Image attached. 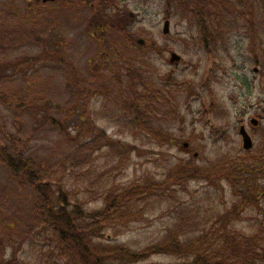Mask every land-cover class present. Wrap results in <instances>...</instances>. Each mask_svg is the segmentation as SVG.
<instances>
[{
    "label": "rangeland",
    "instance_id": "rangeland-1",
    "mask_svg": "<svg viewBox=\"0 0 264 264\" xmlns=\"http://www.w3.org/2000/svg\"><path fill=\"white\" fill-rule=\"evenodd\" d=\"M67 1L73 6L64 7ZM81 1L109 3L95 7L105 8L109 20L117 19L128 29L127 35H115L112 40L118 48L117 61L133 60L139 64L135 70L124 64H114L110 69L106 66L107 57L102 59L99 50L108 47L88 36L87 21L92 11L80 6L86 5ZM167 11L164 0H59L46 4L42 0H0V137L39 162L53 165L70 155L78 159L82 154L88 156L98 142L88 138L84 141L87 146L77 154L62 132L48 124V116L68 118L64 127L69 126V130L91 125L103 130L117 142L113 156L99 146L91 160L86 159L82 173L75 178L68 175L70 186L85 189L84 199L91 210L102 207L97 192L108 185H128L149 178L160 181L180 160H191L201 167L226 166L237 160L247 163L263 154L262 17L258 13L254 17L253 36L247 32L249 20L243 21L239 30L236 26L232 32L223 28L218 49L208 52L193 40L183 11L179 10L176 18H167ZM166 21H170L168 35L164 34ZM172 53L181 61L171 63ZM113 69L118 74L114 75ZM164 86L170 88L167 96ZM83 88L89 89L82 92ZM132 88L142 93L143 98L138 95L140 114L130 99ZM79 98L81 112L70 114L68 109ZM79 113L84 116L77 117ZM251 118L258 119L260 125L250 133L254 149L245 156L240 126ZM119 157L125 159L121 164ZM249 176L253 178L247 189L261 190L264 171ZM187 190L172 186L159 191L147 204L151 210L147 219L131 224L120 234L116 233L119 230H107L109 242L142 250L158 243L168 228L183 227L197 233L217 211L231 208L236 200L224 182L191 181ZM184 195L186 211L177 206ZM33 207L32 191L18 188L0 164V264L14 254L25 264H61L46 236L35 228ZM259 211L244 213L238 228L257 229L263 221ZM176 259L156 255L140 264H175Z\"/></svg>",
    "mask_w": 264,
    "mask_h": 264
},
{
    "label": "trees",
    "instance_id": "trees-1",
    "mask_svg": "<svg viewBox=\"0 0 264 264\" xmlns=\"http://www.w3.org/2000/svg\"><path fill=\"white\" fill-rule=\"evenodd\" d=\"M80 3L89 4L86 1ZM65 4L64 7L73 6L70 1ZM164 5L168 10L167 18H174L179 10L183 11L194 33L193 40L196 39L198 47L208 52L218 49V44L223 39V28L232 32L236 30L234 28L236 26L239 30L241 24L245 23L243 21L249 20L250 25H247L248 22L245 25L249 28L247 32L253 36L252 34L255 33L253 20L256 14L258 13L264 20V0H164ZM80 6L92 11L87 21L88 36L97 40L98 45L106 44L108 47V50H99L102 59L107 57L106 66L110 69V66L114 64L117 66L124 64L129 68L132 67L129 70H135L137 65L139 66L137 62L132 60L127 63L125 58L117 61L118 58L115 55L118 48L112 38L115 35H127L126 26L117 19L111 21L110 17L107 18L104 15L105 8L98 9L95 5ZM228 20L232 22L228 23ZM101 40L105 42L102 43ZM113 74H118V70L116 72L113 69ZM112 77L116 80L113 75ZM210 79L211 77L204 80V84H207ZM172 81L170 80V83ZM173 83V85H179L177 81ZM173 85L170 87L173 88ZM163 88H166L163 89V94L167 96L170 88L167 86ZM87 89L89 88H83L81 91L87 92ZM131 93L130 99L137 105L135 112L140 114L141 100L138 95L142 97V93L136 88H132ZM81 102L82 99L79 98L68 112L70 111V114L76 111L81 112L80 109L83 108ZM83 116L84 113L77 115L79 118ZM67 119L58 120L48 116L46 121H49L48 124L50 123L51 127L62 132L66 142L71 147L74 146L79 155L88 144L84 141L94 138V142H98V145L97 143L93 145L92 153L88 156L82 154V157L78 159L70 155L53 165H47L28 156L0 137V164L8 171L11 180L18 188L32 191L34 207L31 216L35 222V228L46 236L61 264H140L156 255L176 257L178 262L175 264H264V185L261 190L247 189L248 182L253 178L249 175L255 176L264 171V149L261 150L263 154L250 159L253 162L251 164L250 161L243 163L237 160L234 164L226 166L201 167L194 161L180 160L160 181L149 178L150 180H136L128 185L113 183L101 192H97L98 195L100 194L98 199L103 200L102 207L91 210L87 208V202L84 199L85 189L70 186L68 175L75 178L78 173H82L84 163L88 162L86 159L91 160L100 149L105 148L109 156H113L117 142L96 126L69 130V126L64 127V121ZM83 122L86 123L87 120ZM73 131L74 136L70 134ZM99 146L100 149H98ZM250 154L252 152L246 153L245 156ZM119 159V164L125 160L123 157ZM252 168L256 170L248 171ZM191 181H204L207 184L216 181L221 184L224 182L232 189L236 200L231 208H227L224 212L217 211L206 228L198 230L197 233H191L183 227L168 228L158 243L142 250H134L125 244L109 242L110 237L105 234L107 230H119L116 233L120 234L122 229L147 219L146 213L151 212L147 209V204L158 197L156 195L159 191L177 186L181 188V191L186 192ZM184 198H186L185 195L179 198L177 206L186 211V204L183 203L184 206L182 204ZM258 209H260L258 215L263 216V221H259L257 229L247 231V229L238 228V224L244 220V213L248 210L257 213ZM182 214L180 216L183 217ZM1 264L25 263L19 262L17 255L14 254L11 259Z\"/></svg>",
    "mask_w": 264,
    "mask_h": 264
},
{
    "label": "water",
    "instance_id": "water-1",
    "mask_svg": "<svg viewBox=\"0 0 264 264\" xmlns=\"http://www.w3.org/2000/svg\"><path fill=\"white\" fill-rule=\"evenodd\" d=\"M58 0H43V3H54L57 2ZM170 33V21H166L164 24V34L168 35ZM140 45L144 44L143 40H139L138 42ZM181 61V57L179 55H177L176 53H172L171 55V63H178ZM208 124L211 125V128L214 127L212 125V121L211 118H209L208 120ZM240 136L242 138V142H243V149L246 151L252 150L254 147V140L252 138V136L250 135V133L247 131L245 126H241L240 128ZM188 146V145H186Z\"/></svg>",
    "mask_w": 264,
    "mask_h": 264
},
{
    "label": "flooded vegetation",
    "instance_id": "flooded-vegetation-1",
    "mask_svg": "<svg viewBox=\"0 0 264 264\" xmlns=\"http://www.w3.org/2000/svg\"><path fill=\"white\" fill-rule=\"evenodd\" d=\"M108 2H96V3H89L86 5H108ZM244 125L246 129L248 130L249 133H255V130L259 127L260 121L256 118H251L249 122L246 123H241V126ZM240 126V127H241Z\"/></svg>",
    "mask_w": 264,
    "mask_h": 264
}]
</instances>
